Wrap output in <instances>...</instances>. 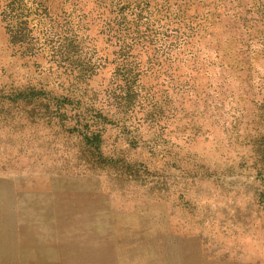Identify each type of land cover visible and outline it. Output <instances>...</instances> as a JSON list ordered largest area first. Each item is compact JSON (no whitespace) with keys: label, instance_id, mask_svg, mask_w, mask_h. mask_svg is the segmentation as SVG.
I'll return each instance as SVG.
<instances>
[{"label":"rangeland","instance_id":"rangeland-1","mask_svg":"<svg viewBox=\"0 0 264 264\" xmlns=\"http://www.w3.org/2000/svg\"><path fill=\"white\" fill-rule=\"evenodd\" d=\"M0 264H264V0H0Z\"/></svg>","mask_w":264,"mask_h":264}]
</instances>
